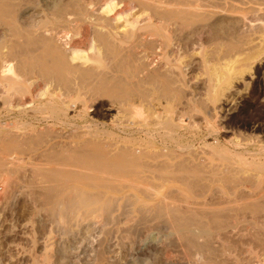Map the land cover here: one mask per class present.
<instances>
[{
	"label": "rangeland",
	"instance_id": "1",
	"mask_svg": "<svg viewBox=\"0 0 264 264\" xmlns=\"http://www.w3.org/2000/svg\"><path fill=\"white\" fill-rule=\"evenodd\" d=\"M81 1L93 17L111 15L113 11H102L105 5H123L120 0ZM63 2L22 0L17 2L21 8L15 6L14 18L19 23L51 19ZM193 2L201 13L175 26L170 36L173 53L167 57L170 65L155 59L147 67L177 80L175 95L159 106L160 113L170 116L175 125L171 135L157 136L155 149L171 148V154H177L182 147L183 157L192 163L205 161L207 170L231 165L239 171L237 184L205 181L196 194L181 190L179 184L167 188L173 189L169 197L173 201H164L170 200L166 203L173 213L196 214L192 219L202 220V225L194 221L186 229L194 231L190 239L205 247H193L185 239L190 233L170 220L171 212L156 208L157 203L161 207L160 198L129 194L91 202L84 196H45L40 182L32 184L24 178L21 188L0 194V264H264V1L252 0L244 6L234 2L237 8L229 0ZM127 13L141 20L149 12L134 6ZM4 30L0 24V38ZM137 57L135 63L145 62L141 54ZM104 96L100 102L112 101ZM92 109L87 119L93 116ZM1 112L0 107V117H5ZM138 140L148 145L146 137ZM197 202L219 214L210 218Z\"/></svg>",
	"mask_w": 264,
	"mask_h": 264
},
{
	"label": "bare ground",
	"instance_id": "2",
	"mask_svg": "<svg viewBox=\"0 0 264 264\" xmlns=\"http://www.w3.org/2000/svg\"><path fill=\"white\" fill-rule=\"evenodd\" d=\"M19 1L0 0V24L5 29L0 38V107L5 114L0 117V194L21 188L27 178L30 183L40 182L45 196H84L91 202L129 194L155 197L161 200V207L157 203L156 208L170 211V220L181 229L194 221L202 225V220L192 219L196 214L181 217L173 213L166 203L172 200L173 189L167 188L179 184L181 190L193 193L205 181L234 184L239 180L238 168L210 166L207 170L205 161L192 163L183 157L182 147L177 154H171V148L155 149L157 136L171 135L175 125L170 116L161 114L159 106L175 95L177 80L148 68L155 59L170 65V36L178 22L197 13L194 0H120L121 7L105 5L102 11L113 13L102 17H93L81 0H65L53 18L26 23L14 18ZM250 1L228 3L244 6ZM134 6L148 15L141 20L135 14L130 17L127 12ZM138 54L145 62H134ZM102 95L112 101L100 102ZM92 106L93 116L87 119ZM141 137H146L148 145L138 140ZM165 198L170 200L165 202ZM186 204L183 207L189 209ZM204 212L210 218L219 214L215 209ZM186 231L190 237L185 239L193 247H205L190 239L192 229Z\"/></svg>",
	"mask_w": 264,
	"mask_h": 264
}]
</instances>
